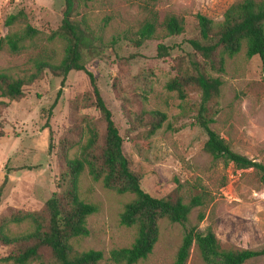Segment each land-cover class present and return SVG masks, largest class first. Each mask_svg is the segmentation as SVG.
<instances>
[{
	"label": "rangeland",
	"instance_id": "obj_1",
	"mask_svg": "<svg viewBox=\"0 0 264 264\" xmlns=\"http://www.w3.org/2000/svg\"><path fill=\"white\" fill-rule=\"evenodd\" d=\"M234 1L89 0L79 8L77 18L83 16L97 36L86 67L95 76L123 138L130 168L141 179V188L158 197L177 190L184 201L200 188L207 192L203 204L192 208L185 225L160 219L158 241L151 254L135 264H174L185 229L192 226L201 232L211 227L225 248L264 247V183L253 169L224 166L203 150L207 135L197 121L199 92L187 90L182 100L176 91L165 87L180 72H191L190 58L200 60L189 40L208 43L200 35L196 15L219 21ZM62 8L63 0H0V38L8 32L5 18L18 10H23L29 24L44 34L20 53L0 47V71L13 78L25 77L34 70L32 59L45 45L55 50L57 58L61 56L60 40L47 42L45 35L57 30ZM149 10L156 11L159 20L168 14L182 18L184 31L147 39L136 46L137 29ZM160 43L170 48L171 61L157 58ZM209 72L221 80L211 129L233 151L264 164V72L259 58L247 59L241 50L226 59L223 71ZM60 82L61 78L45 70L40 79L24 85L20 99L8 100L0 95V100L7 102L2 112L4 136L0 137V214L9 208L37 210L55 190L60 170L55 145L74 123L72 101L89 89L88 77L82 71L72 70L62 85ZM50 106L52 111L47 115ZM124 106L131 112L159 110L165 112L166 119L146 138L145 128L130 130ZM78 113L98 116L94 108ZM77 153L78 146L69 156ZM78 192L97 210L87 218L88 235L73 241L75 248L101 250L104 257L100 264H119L109 253L130 246L134 240L135 229L119 222L120 213L134 195L105 188L90 177L87 169L79 176ZM199 214L204 215L202 221ZM31 228L27 221L8 226L11 235L24 234ZM7 251L8 247L0 245V264H11L1 260ZM185 264H203L194 245ZM244 264H264V255Z\"/></svg>",
	"mask_w": 264,
	"mask_h": 264
},
{
	"label": "trees",
	"instance_id": "obj_2",
	"mask_svg": "<svg viewBox=\"0 0 264 264\" xmlns=\"http://www.w3.org/2000/svg\"><path fill=\"white\" fill-rule=\"evenodd\" d=\"M89 0H63L62 17L57 30L45 35L47 42L57 39L62 45L60 57L47 45L42 46L32 59L33 71L23 78H13L0 71V95L8 100L20 99L24 85L40 79L46 70L61 78V84L72 70L82 71L89 81V89L71 103L76 111L74 123L59 138L55 154L59 163V176L55 190L37 210L9 208L0 214V245L8 247L1 258L11 264H100L104 255L101 250H78L73 241L89 233L87 218L96 212L94 204L83 201L78 192L79 176L87 169L90 177L119 194L131 193L133 199L120 213L119 222L135 229V237L128 247L111 250L109 257L119 264H135L151 254L159 237L158 223L167 219L172 223L185 225L193 207L202 205L207 192L200 188L188 201L179 192L172 191L164 196H152L141 188L140 177L131 168L123 151V138L112 119L110 110L102 98L92 71L86 67L89 54L95 49L97 36L82 16L77 18L81 4ZM154 1V0H148ZM200 35L208 43L189 40V44L200 60L190 58L191 72H180L166 83L169 91H176L180 99L186 91L200 93L197 107V121L206 132L203 150L224 166L233 165L238 170L253 169L264 183V164L246 155L237 153L213 129L216 107L220 96L221 80L211 71H223L227 58L241 50L247 59L258 57L264 72V0H236L224 11L219 21L204 15H196ZM4 25L6 35L0 38V47L11 53H20L27 44L33 45L42 34L31 26L23 10L7 15ZM184 31V22L174 14L159 20L157 12L149 10L148 17L139 26L134 43L140 46L144 40L156 37L179 35ZM157 58L171 61L170 48L164 44L156 47ZM142 82L143 78H140ZM61 87L58 94L61 93ZM7 102L0 100V137L4 136L2 112ZM50 106L47 112L52 111ZM94 108L96 118L80 109ZM130 130L145 128V137L152 136L166 119L165 112L142 110L131 112L125 106ZM84 139V142L82 140ZM78 146V153L70 157L69 152ZM6 180L3 181V184ZM3 186L0 187V201ZM203 214L198 220L202 221ZM27 221L32 228L19 235H11V223ZM192 245L203 264H244L246 261L264 255L261 249H231L222 246L211 227L203 232L195 226L185 229L174 264H185Z\"/></svg>",
	"mask_w": 264,
	"mask_h": 264
}]
</instances>
